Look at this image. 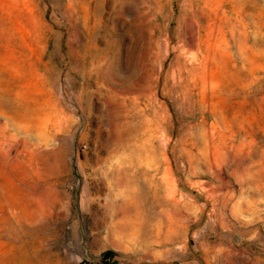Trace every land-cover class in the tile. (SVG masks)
I'll use <instances>...</instances> for the list:
<instances>
[{"label":"rangeland","instance_id":"1","mask_svg":"<svg viewBox=\"0 0 264 264\" xmlns=\"http://www.w3.org/2000/svg\"><path fill=\"white\" fill-rule=\"evenodd\" d=\"M0 264H264V0H0Z\"/></svg>","mask_w":264,"mask_h":264},{"label":"bare ground","instance_id":"2","mask_svg":"<svg viewBox=\"0 0 264 264\" xmlns=\"http://www.w3.org/2000/svg\"><path fill=\"white\" fill-rule=\"evenodd\" d=\"M28 58V57H27ZM26 58V59H27ZM30 58V57H29ZM192 89V88H191ZM217 91H218V89H217ZM201 94V93H200ZM19 139H14L9 145H8V148L6 149V151H5V157H6V155L8 156V155H10V157H9V160L13 157V155L15 154V152H16V147H17V144H16V141H18Z\"/></svg>","mask_w":264,"mask_h":264},{"label":"water","instance_id":"3","mask_svg":"<svg viewBox=\"0 0 264 264\" xmlns=\"http://www.w3.org/2000/svg\"><path fill=\"white\" fill-rule=\"evenodd\" d=\"M17 139H19V138H17ZM20 142H21V140L16 141V144H17L16 150L19 147ZM9 157H10V155H8V156L6 155V157H5V154H4V158L6 159V161H9Z\"/></svg>","mask_w":264,"mask_h":264}]
</instances>
